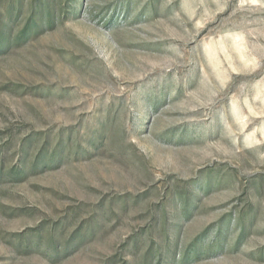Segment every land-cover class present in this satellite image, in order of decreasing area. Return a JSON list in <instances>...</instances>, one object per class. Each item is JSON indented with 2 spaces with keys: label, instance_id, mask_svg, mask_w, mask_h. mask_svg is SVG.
<instances>
[{
  "label": "rangeland",
  "instance_id": "1",
  "mask_svg": "<svg viewBox=\"0 0 264 264\" xmlns=\"http://www.w3.org/2000/svg\"><path fill=\"white\" fill-rule=\"evenodd\" d=\"M0 264H264V0H0Z\"/></svg>",
  "mask_w": 264,
  "mask_h": 264
}]
</instances>
